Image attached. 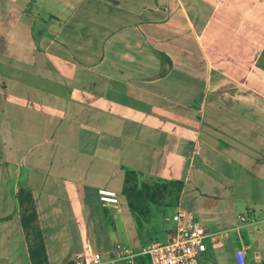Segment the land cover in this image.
Returning a JSON list of instances; mask_svg holds the SVG:
<instances>
[{
    "label": "crops",
    "instance_id": "1",
    "mask_svg": "<svg viewBox=\"0 0 264 264\" xmlns=\"http://www.w3.org/2000/svg\"><path fill=\"white\" fill-rule=\"evenodd\" d=\"M126 170L181 182L199 264H264V0H0V264L165 241Z\"/></svg>",
    "mask_w": 264,
    "mask_h": 264
},
{
    "label": "built area",
    "instance_id": "2",
    "mask_svg": "<svg viewBox=\"0 0 264 264\" xmlns=\"http://www.w3.org/2000/svg\"><path fill=\"white\" fill-rule=\"evenodd\" d=\"M97 196L102 204H119L118 193L113 189L98 188ZM240 219L243 217L240 216ZM171 220L173 227L165 241H153L137 253L127 246L116 244L112 254L131 264H139L134 258L137 255H146L150 264H199V258L206 251L205 239L209 233L195 220L192 212L182 207L174 210ZM235 255L238 264H244L243 249L237 250ZM73 264H102V256L100 253L91 256L79 255Z\"/></svg>",
    "mask_w": 264,
    "mask_h": 264
},
{
    "label": "trees",
    "instance_id": "3",
    "mask_svg": "<svg viewBox=\"0 0 264 264\" xmlns=\"http://www.w3.org/2000/svg\"><path fill=\"white\" fill-rule=\"evenodd\" d=\"M181 189V182L177 180H163L149 185L140 182V173L135 170H126L122 194L128 199L129 205L135 209L155 199H164L166 194L174 195L175 200ZM136 206V207H135Z\"/></svg>",
    "mask_w": 264,
    "mask_h": 264
},
{
    "label": "rangeland",
    "instance_id": "4",
    "mask_svg": "<svg viewBox=\"0 0 264 264\" xmlns=\"http://www.w3.org/2000/svg\"><path fill=\"white\" fill-rule=\"evenodd\" d=\"M157 200H158L157 202L152 203L156 211L160 212V209L162 210L164 208H167L166 214H168V216L171 215V211L168 207L171 208L173 204L175 203L176 200H175L174 195L171 193H168L166 194V197L164 199H157ZM172 225H173V222L169 217V219L164 223L165 229L170 228ZM158 226H159L158 235H161L162 230H163V225L159 224Z\"/></svg>",
    "mask_w": 264,
    "mask_h": 264
}]
</instances>
